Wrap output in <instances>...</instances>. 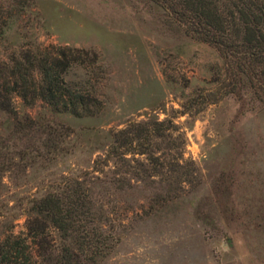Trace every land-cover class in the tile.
Returning a JSON list of instances; mask_svg holds the SVG:
<instances>
[{
    "label": "rangeland",
    "instance_id": "rangeland-1",
    "mask_svg": "<svg viewBox=\"0 0 264 264\" xmlns=\"http://www.w3.org/2000/svg\"><path fill=\"white\" fill-rule=\"evenodd\" d=\"M49 43L88 50L64 76L98 110L76 116L14 95L19 116L62 140L30 157L37 133L17 138L12 116L0 114L4 158L16 162L0 173V238L26 233L33 198L89 171L101 178L91 189L112 244L93 264H264V104L233 93L205 103L228 76L216 47L188 35L156 0H32L0 36V62ZM154 120L168 129L141 131L134 144L147 153L127 154L130 163L111 156L93 171L116 129Z\"/></svg>",
    "mask_w": 264,
    "mask_h": 264
},
{
    "label": "trees",
    "instance_id": "trees-1",
    "mask_svg": "<svg viewBox=\"0 0 264 264\" xmlns=\"http://www.w3.org/2000/svg\"><path fill=\"white\" fill-rule=\"evenodd\" d=\"M156 1L183 24L188 35L213 45L224 59L228 76L219 85L220 89L213 90L203 99L205 103L216 102L221 96L233 93L238 98L248 94L264 104V0ZM31 2L0 0V36L11 20ZM84 52L88 50L49 43L35 50H21L7 61L0 62V114L12 116V132L17 138L37 133L30 157L57 150L62 138L59 134L51 137L53 128L30 115L19 116L13 102L14 95L20 96L26 104L39 99L53 111L76 116L96 113L97 98L73 86L64 76L73 65L85 63L88 57ZM165 123V120H154L155 126L134 130L133 127L140 123L131 122L116 129L106 154L94 160L93 171L103 172L102 166L107 165L111 156L130 163L135 159L127 154L147 153L142 142L134 144L135 138L142 130L147 134L153 130L164 135L168 129ZM63 127L61 125L59 130H64ZM65 130L68 131V127ZM7 146L1 139V174L16 165L13 157L4 158ZM23 152L22 148L16 149L17 156ZM146 158L153 161L160 156L149 154ZM84 173L72 177L63 187L32 199L26 233L4 231L0 238V264H93L97 257L108 252L112 244L104 229L107 214H104L103 206L96 205L91 189L95 178H101L98 175L87 178L90 172ZM53 230L58 232V244Z\"/></svg>",
    "mask_w": 264,
    "mask_h": 264
}]
</instances>
